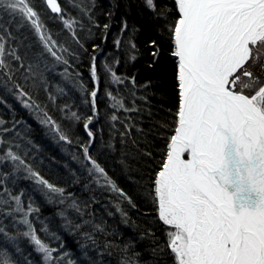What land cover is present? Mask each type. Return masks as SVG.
Segmentation results:
<instances>
[{
    "label": "snow or ice",
    "instance_id": "6c2138e0",
    "mask_svg": "<svg viewBox=\"0 0 264 264\" xmlns=\"http://www.w3.org/2000/svg\"><path fill=\"white\" fill-rule=\"evenodd\" d=\"M68 3L91 20L83 0ZM146 4L167 31L176 91L173 131L152 179L153 202L167 237L162 247L153 249L158 257L155 264H264V0H172L171 6L146 0ZM40 6L35 0H0V88L12 94L23 108L42 113L37 115L39 123L60 141L71 144L70 137L18 82L19 78L30 80L33 87L44 86L47 91L44 74L51 73L56 64L66 66L61 75L69 78L67 57L74 53L54 39L42 12L58 20L83 48L77 32L81 21L69 15L60 0H40ZM173 10L175 18L169 23L166 17ZM103 27L106 32L109 25ZM24 28L36 38L40 50L25 43L29 37L21 32ZM115 44L119 46L120 41ZM151 47V55L159 58L155 41ZM46 57L55 63H49ZM91 60L93 87L85 101L91 105V114L83 124L88 141L81 146L80 163L94 184L132 204L90 152L95 141L90 125L98 116L100 82L96 56ZM104 68L111 74L112 83H123L109 65ZM79 86L84 88L83 84ZM57 91L63 93L64 89ZM106 95L112 101V122L118 121V111L137 110L126 107L111 91ZM48 99L55 103L56 96L49 93ZM4 103L0 97V104ZM61 111L70 112V119H81L68 105ZM22 123L0 118V264H33L17 243L21 237L40 255L43 264H76L66 259L67 251H61L63 243L51 247L40 237L38 231L60 239L49 232L47 225L39 230L34 226L33 218L39 219L41 208L30 193L18 187L19 180L30 181L33 191L47 203L66 205L57 213L66 229L79 231L83 227L66 214L71 209L83 216L80 203L29 163L31 149L36 146L26 138V129L17 128ZM116 210L124 215L119 203ZM93 232L104 233L105 229L92 224L90 231L82 233L80 248L85 256L89 251L103 256ZM89 244L95 248L90 249ZM110 247L105 242L104 248ZM128 250L125 246L122 251ZM91 264L100 261L92 260ZM119 264L137 262L126 256Z\"/></svg>",
    "mask_w": 264,
    "mask_h": 264
},
{
    "label": "trees",
    "instance_id": "16d2710c",
    "mask_svg": "<svg viewBox=\"0 0 264 264\" xmlns=\"http://www.w3.org/2000/svg\"><path fill=\"white\" fill-rule=\"evenodd\" d=\"M60 2L69 15L81 21L82 26L77 28V32L83 48L71 39L58 20L49 19L43 12L42 18L54 39L74 53L67 57L69 78L61 75L66 66L56 64L51 73L44 74L47 91L44 86L33 87L30 80L25 82L19 78L18 82L25 85L40 108L57 122L72 143L60 141L54 132L39 123L37 115L42 116V113L23 108L12 94L2 88L0 97L5 103L0 104V118L9 123L13 119L23 122L17 128L21 131L26 129V138L36 146L31 149L29 163L51 183L65 188L80 203L83 216L71 209L66 214L74 224L80 223L83 227L79 231L66 229L65 222L57 214L66 205L47 203L42 195L33 191L30 181L19 180L18 187L30 193L41 208L39 219L33 218L34 226L39 230L47 225L49 232L60 239H54L42 231H38V234L51 247H59L63 243L61 251L69 253L66 259L74 260L76 264H91L92 260H99L100 264H119L122 257L131 256L137 264H155L158 257L153 249L162 247L167 237L153 202L152 179L163 160L176 111L175 65L170 55L171 43L167 31L156 13L148 8L146 0H83L89 8L91 20L73 8L68 0ZM35 3L41 7L40 0H35ZM156 3L171 6L172 0H156ZM174 18V10L169 11L166 19L170 23ZM97 24L99 27L95 26ZM105 24L109 25L106 32ZM21 32L29 37L25 43H31L33 49L40 50L30 30L24 28ZM116 40L120 41L119 46L115 44ZM152 41L156 42L161 53L159 58L151 55ZM93 55L97 58L100 82L98 116L90 125L95 132L90 152L132 204L94 184L80 163L83 160L81 146L88 141L83 124L91 114V105L85 101L89 99L88 93L93 87L90 78ZM46 59L49 63H55L50 57ZM105 64L122 78L123 83H112ZM80 84L84 85L83 89ZM58 88H63L64 92L59 93ZM107 91L120 97L126 107L137 110L118 111V121L112 122V101L108 99ZM49 93L56 96L55 103L48 99ZM65 105L77 112L81 119H70V112L61 111ZM109 143L111 148L108 147ZM117 203L123 216L116 210ZM85 220L91 223L84 224ZM92 224H101L105 229L104 233H92L100 245L99 252H104L103 256L97 251H89L85 256L80 248L82 233L90 231ZM18 227L21 231L26 230L23 226ZM10 231L14 232L15 229ZM105 242L111 247L105 249ZM17 243L33 264H43L40 255L26 239L21 237ZM125 246H128V252L122 251ZM89 248L94 249L95 246L89 244Z\"/></svg>",
    "mask_w": 264,
    "mask_h": 264
}]
</instances>
